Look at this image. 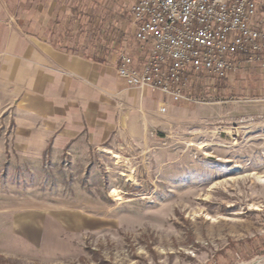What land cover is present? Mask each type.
Masks as SVG:
<instances>
[{"label":"rangeland","instance_id":"1","mask_svg":"<svg viewBox=\"0 0 264 264\" xmlns=\"http://www.w3.org/2000/svg\"><path fill=\"white\" fill-rule=\"evenodd\" d=\"M134 1L94 0L67 37L120 60ZM133 89L107 141L35 162L0 145V264H264V67L197 76L190 102L156 108Z\"/></svg>","mask_w":264,"mask_h":264},{"label":"crops","instance_id":"2","mask_svg":"<svg viewBox=\"0 0 264 264\" xmlns=\"http://www.w3.org/2000/svg\"><path fill=\"white\" fill-rule=\"evenodd\" d=\"M93 1L0 0V131L9 129L2 124L6 115L15 126L11 140L0 137V145L12 146L25 162L43 158L49 147L47 157H62L70 146L109 140L115 132L112 110L139 97L118 76L116 54L85 55L67 37L79 28L72 20L91 17L86 9ZM132 31L133 45L125 51L142 62ZM141 93L149 107L165 99Z\"/></svg>","mask_w":264,"mask_h":264},{"label":"built area","instance_id":"3","mask_svg":"<svg viewBox=\"0 0 264 264\" xmlns=\"http://www.w3.org/2000/svg\"><path fill=\"white\" fill-rule=\"evenodd\" d=\"M261 11V0H135L134 37L145 58L123 52L118 76L129 87L190 102L197 76L224 80L264 67Z\"/></svg>","mask_w":264,"mask_h":264},{"label":"trees","instance_id":"4","mask_svg":"<svg viewBox=\"0 0 264 264\" xmlns=\"http://www.w3.org/2000/svg\"><path fill=\"white\" fill-rule=\"evenodd\" d=\"M96 60L100 61L101 58H97ZM253 248L254 247H252L250 249V251H247L244 248H239L238 250L240 251V254H241L242 258L247 260V259L251 258V256H252V252L251 251L253 250ZM233 249H237V245L236 244H231V246L229 247V250H233ZM255 251H256V248L254 249V252Z\"/></svg>","mask_w":264,"mask_h":264}]
</instances>
